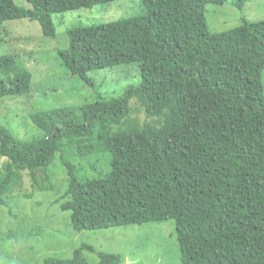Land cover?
<instances>
[{
  "label": "trees",
  "instance_id": "obj_1",
  "mask_svg": "<svg viewBox=\"0 0 264 264\" xmlns=\"http://www.w3.org/2000/svg\"><path fill=\"white\" fill-rule=\"evenodd\" d=\"M26 1L0 0V26L28 19L55 38L54 14L117 0ZM142 1L140 16L76 23L57 52L89 86L92 72L137 64L136 85L119 97L30 111L31 139L0 123V208L10 207L25 171L34 190L54 189L48 169L59 155L69 183L57 201L80 243L70 258L43 264H89L88 252L97 264H124L84 231L169 220L182 264H264V19L243 16L249 0ZM226 3L241 23L212 32L206 6ZM33 80L20 54L0 56V101L29 97ZM135 107L144 121L132 118ZM107 154L106 173L80 175L76 156Z\"/></svg>",
  "mask_w": 264,
  "mask_h": 264
},
{
  "label": "rangeland",
  "instance_id": "obj_2",
  "mask_svg": "<svg viewBox=\"0 0 264 264\" xmlns=\"http://www.w3.org/2000/svg\"><path fill=\"white\" fill-rule=\"evenodd\" d=\"M15 1L20 5L28 4L26 0ZM144 12L142 0H117L57 13L52 16L57 32L55 38L42 36L40 24L28 19L9 21L0 26V56L20 54L34 75L29 97L0 101V123L4 122L19 138L31 139L38 130L29 117L30 111L94 102L102 96L119 97L127 86L136 85L141 78L137 64L92 72L95 84L89 86L61 65L57 52L69 43L65 32L76 23L97 25L140 16ZM243 16L253 21L263 20L264 0L247 1ZM206 17L212 32L225 31L241 23L240 11L227 3L208 4ZM137 117L140 121L145 120L144 112L135 107L132 118ZM75 152L74 149L72 157ZM75 160L84 178L95 177L110 169L109 154L86 159L76 156ZM5 161L0 158V172L4 171ZM48 173L54 189L44 192L33 189L27 171L20 173L23 181L10 190V207L0 208V264H43L49 256L70 258L79 245V235L65 227L70 213L62 212L57 201L69 183L67 169L59 155ZM30 231H35L34 235ZM84 232L92 234L90 241L98 251L122 254L126 259L124 264H182L173 220ZM86 257L89 264L99 261L96 253L88 252Z\"/></svg>",
  "mask_w": 264,
  "mask_h": 264
}]
</instances>
